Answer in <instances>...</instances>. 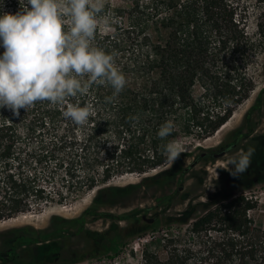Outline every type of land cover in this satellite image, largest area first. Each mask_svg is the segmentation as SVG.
<instances>
[{"label": "trees", "instance_id": "1", "mask_svg": "<svg viewBox=\"0 0 264 264\" xmlns=\"http://www.w3.org/2000/svg\"><path fill=\"white\" fill-rule=\"evenodd\" d=\"M122 1L128 6L103 5L91 43L113 55L126 85L118 95L105 83L68 98L69 103L93 105L96 115L86 125L65 119L66 105L47 101L21 108L19 115L0 108V220L95 193L94 210L74 218L51 216L41 228L8 231L15 237L8 250L0 251V262L7 263L18 246L34 248L55 238L61 240L57 257L30 264H76L107 254L111 245L86 227L89 220L102 218L117 230L118 223L136 213L98 209L105 198L118 192L116 205L149 179L164 178L166 143L178 136H213L256 90L251 68L264 52V10L251 33L250 8L244 0ZM22 6L23 0H2L0 13L15 14ZM263 95L264 89L247 112L248 120ZM169 120L173 131L161 139L157 131ZM128 175L141 180L111 185ZM173 199L167 196V203ZM194 206L178 222L191 226L197 247H171L165 259L145 251L147 264H264V229L249 217L251 199L213 194L209 202ZM75 238L87 245L71 248Z\"/></svg>", "mask_w": 264, "mask_h": 264}, {"label": "rangeland", "instance_id": "2", "mask_svg": "<svg viewBox=\"0 0 264 264\" xmlns=\"http://www.w3.org/2000/svg\"><path fill=\"white\" fill-rule=\"evenodd\" d=\"M244 1L250 8L249 31L253 33L256 31L258 15L264 10V0ZM102 2L103 5L112 3L116 7L128 6V2L122 0ZM251 73L256 80V90L216 134L207 139L178 136L175 141L182 145L184 152L172 165L167 164L165 169L168 174L164 178L149 179L143 189L128 195L124 201L122 198L116 205L114 200L119 195L118 192L105 198V204L98 209L115 215L136 214L126 222L117 224L118 229L124 228L123 231L116 230L112 222L102 218L94 222L89 220L86 227L100 233L103 241L112 248L107 254L76 264H147L144 259L145 251L165 259L171 247H197V237L190 232L191 226L178 221L185 219L187 211L196 208L194 205L198 202H209L213 194L221 197L239 194L251 199L254 208L249 211V217L255 227L264 229V95L250 120L247 117V112L257 103L259 92L264 89V52L252 65ZM238 139L239 143L234 146ZM224 147L232 149L223 157L211 155L219 153ZM249 149L252 150L249 168L244 173L233 176L229 171L231 166L228 161ZM203 152H208L209 158L196 165L195 159ZM159 171L152 172L148 177ZM140 180L137 175H128L115 179L111 185L137 184ZM181 186L183 191L179 190ZM170 195H174V199L169 204L166 198ZM94 196V192L88 193L62 205L52 204L41 210L0 220V251L9 249L15 237V234L8 232L11 229L26 226L41 228L54 215L74 218L86 210L95 209L92 206ZM147 212H150L149 218L155 219L151 224L142 218ZM114 242H119L120 245ZM86 243L82 238H75L70 242L71 248H82ZM60 249L59 238L34 248L18 246L15 253L9 256L8 262L0 264H30L43 257L55 258Z\"/></svg>", "mask_w": 264, "mask_h": 264}, {"label": "clouds", "instance_id": "3", "mask_svg": "<svg viewBox=\"0 0 264 264\" xmlns=\"http://www.w3.org/2000/svg\"><path fill=\"white\" fill-rule=\"evenodd\" d=\"M22 7L15 14L0 13V108L19 115L21 108L47 101L66 105L63 117L86 125L96 115L93 105L69 103L68 98L84 96L92 85L105 83L118 95L126 85L113 55L91 43L102 0H23ZM173 127L166 121L157 136L168 137ZM183 152L180 143L169 141L164 146L166 163L172 165ZM251 154L249 149L228 161L233 176L249 168Z\"/></svg>", "mask_w": 264, "mask_h": 264}, {"label": "flooded vegetation", "instance_id": "4", "mask_svg": "<svg viewBox=\"0 0 264 264\" xmlns=\"http://www.w3.org/2000/svg\"><path fill=\"white\" fill-rule=\"evenodd\" d=\"M239 141H240V139H238L237 141H236V144L234 145V146H236L238 143H239ZM232 149V148H231ZM231 149H229L228 147H224V148H221L220 149V152L219 153H211V155H217V154H221V153H223L220 157H223V156H225L227 153H228V151H230ZM209 156H210V154L208 153V152H203V153H201L200 154V156L197 158V159H195V161L194 162H196V165L199 163V161H201V160H205L206 158H209ZM186 171H187V169H186ZM241 180V179H240ZM179 190L180 191H183V187L181 186L180 188H179ZM147 211H149V210H147ZM149 215H150V212H147L146 214H144L143 215V220L144 221H146L148 224H151V223H149L148 222V220H150V219H153V218H149Z\"/></svg>", "mask_w": 264, "mask_h": 264}, {"label": "water", "instance_id": "5", "mask_svg": "<svg viewBox=\"0 0 264 264\" xmlns=\"http://www.w3.org/2000/svg\"><path fill=\"white\" fill-rule=\"evenodd\" d=\"M222 154H223V153H221V154H217V155H215V156H216V157H220ZM154 221H155V219H150V220H148L149 223H153Z\"/></svg>", "mask_w": 264, "mask_h": 264}]
</instances>
